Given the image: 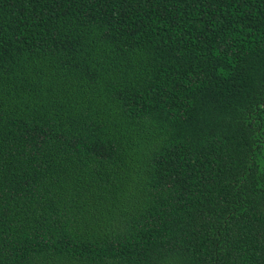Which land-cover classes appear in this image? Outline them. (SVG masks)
Listing matches in <instances>:
<instances>
[{
    "label": "trees",
    "instance_id": "1",
    "mask_svg": "<svg viewBox=\"0 0 264 264\" xmlns=\"http://www.w3.org/2000/svg\"><path fill=\"white\" fill-rule=\"evenodd\" d=\"M0 264H264V0H0Z\"/></svg>",
    "mask_w": 264,
    "mask_h": 264
}]
</instances>
